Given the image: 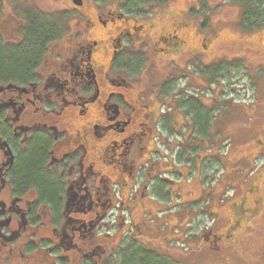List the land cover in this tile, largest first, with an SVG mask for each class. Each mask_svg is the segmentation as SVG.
Wrapping results in <instances>:
<instances>
[{
	"label": "flooded vegetation",
	"instance_id": "1",
	"mask_svg": "<svg viewBox=\"0 0 264 264\" xmlns=\"http://www.w3.org/2000/svg\"><path fill=\"white\" fill-rule=\"evenodd\" d=\"M49 1L0 0V264H229L264 219V140L226 144L222 184H183L206 141L191 143L187 109L160 101L172 93L182 109L199 97L178 60H221L201 54L194 31L229 24L217 5ZM201 13L209 20L189 22ZM20 54L31 55L22 69ZM247 171L252 182L239 178Z\"/></svg>",
	"mask_w": 264,
	"mask_h": 264
},
{
	"label": "trees",
	"instance_id": "2",
	"mask_svg": "<svg viewBox=\"0 0 264 264\" xmlns=\"http://www.w3.org/2000/svg\"><path fill=\"white\" fill-rule=\"evenodd\" d=\"M145 1H148V0H145ZM153 1L163 3V5L164 3L171 4V0H153ZM227 1H229V4L239 7V13L235 21H230V23L227 24L226 27L222 25L220 29L222 31L223 30L232 31V33L236 36V42L240 45L244 44V46L239 51L237 52L233 51V54H228V55H232L230 56V58L227 57L228 55L221 57V60L217 61V63L213 64V66H207L203 68L198 63H195L193 69H189L188 67L187 68L185 67L180 70L181 71L180 75H182L183 71L186 70V73L194 75L193 77L195 79H197L196 77L198 76L199 80L203 81L201 82L202 85H204L205 83H207V85H211V88L212 89L214 88V90H212L213 92H208L207 95L213 96V93H214L213 97H215L217 93V84H216L217 80L221 79L225 87V85L229 83V82L226 83V81L229 80L231 76L236 75L239 72V69L241 68V66H242V70L245 69L244 75L249 76L252 79V83H254L255 86L260 85L258 83L261 78V76H259V74L261 75L259 69L263 67L262 64H259L258 71H256L255 74L253 71L251 73L252 69L250 68L251 65L249 64V62L250 63L255 62L257 59H252L250 57V48L252 49L253 52L256 50H260V48H257L256 46H253V45H251L252 47H250L249 42L252 41L255 43H259V44L264 42V0H224L222 5L223 6L226 5ZM169 10H171L169 6H166V7L164 6L163 15H164V11L165 13H167ZM174 10L175 9H173L172 15L175 14ZM201 14H202L201 17H197V16L195 17L191 15V17H189V22H194L195 25H201L200 23L201 21L209 20V18H207L205 14L203 13ZM184 19L185 17H181L180 21H183ZM206 25H204L201 28L202 31L198 28V26H196L194 30L195 33L197 34V40H200V38L202 40V38H204L203 42L208 46V50H205L202 43H197L198 49H200L201 54H208L212 57H215L217 56L216 55L217 53L213 50V44H214L213 42L216 40V38H218V35L220 33L215 32L212 29L211 31H208L209 27ZM34 26L37 29L38 24L34 23ZM204 27H206L207 29ZM40 33H41V30L38 29V31L33 32L32 34L33 40L36 41L35 42L36 44L34 43L32 45V67L34 63L37 61L39 52L42 48V43L45 39V38L42 39V35H44L45 33L42 32V35ZM229 41L232 42L231 40ZM173 43L174 45L172 47H168L172 55H176L175 53L177 54L181 53L182 50H181L180 41L176 40ZM162 47L166 48L163 45ZM30 59H31L30 54L29 55L20 54L18 56H15V58H13L11 63L14 62L13 65L15 66V68L22 69L28 66ZM216 96L218 98L217 100L215 98L213 102L212 100L204 102L205 100L202 101L203 98L199 94V97L197 98L195 97V102L192 101V103L190 104L186 103L184 105H187V106H184V107L181 104L182 109H179V107L176 105L177 103L174 100V96L172 93L171 94L168 93L167 95L164 96V99L163 97L160 99L161 103L163 104L167 103L168 105H172L174 108L176 107L178 109V112H185V110L187 109V111L185 112V115L187 114L189 115L190 113L195 118V121H197L196 123L197 133H195L193 129H191V132H189L191 143H194L195 142L194 139H198V138L203 139L202 141H206L205 143L206 145L201 146V148H205V150L199 151L198 149L197 153H195L196 156L194 158H191V160L187 159L184 165L182 166L183 170H185V173L184 175L181 176L180 182L182 181L183 184L185 182H191L192 184H197V185H207V184L213 185L214 182L213 181L211 182V179H212L211 175H212L213 169H211L210 172H205L203 170V167L206 165V162L208 163V159H209L213 161L214 163L219 164V166L217 167L219 168L222 163L221 157L222 158L225 157L222 155L228 149V148H225L227 141H225L224 146H221L222 140L224 139L222 137L220 138L221 134H219L218 132L217 134L215 133L216 135L215 134L213 135L210 132L212 128L214 130L217 129V131H220L223 128V124L224 125L226 124L228 115L234 114L235 112H238V111L236 110L237 107L233 105L231 100H223V99H228V98H225L226 96H224L223 94L221 95L217 94ZM200 106L202 107L204 106V109H205L204 111L209 112V115L207 116L208 120H207V117L204 116L203 114L204 111L203 109L200 108ZM256 107L257 106H252V108H246L245 106H243V109L246 110V116H245L246 119H247V114H248L247 121H249L248 122L249 125L255 122V120L257 122V115H256L257 109L256 111L254 109ZM254 111L255 113H253ZM215 123L216 125L214 126ZM258 129H262V132L264 134L263 127H260ZM209 133L211 136H209ZM258 138L264 140V137L262 135H258ZM218 140H221V141H218ZM216 144H217V147L214 149V146ZM200 153L202 154L205 153L206 159H204V157H201ZM169 157L170 159L167 157L168 161L172 162L173 161L172 157L171 156ZM259 172H264V170L260 169ZM249 173L250 171L242 172L239 178L252 182L254 179L253 177L252 178L248 177ZM215 174H214V179H217L218 176L215 177ZM207 190L212 192L215 189L208 188ZM186 194L187 193H184V195ZM254 212L255 211L253 210L251 217L254 216ZM245 218L243 219V221L244 223H247ZM259 221L261 223H264V219H259L258 222ZM184 232L185 231H183V233Z\"/></svg>",
	"mask_w": 264,
	"mask_h": 264
},
{
	"label": "rangeland",
	"instance_id": "3",
	"mask_svg": "<svg viewBox=\"0 0 264 264\" xmlns=\"http://www.w3.org/2000/svg\"><path fill=\"white\" fill-rule=\"evenodd\" d=\"M58 1L59 0H50L49 3L55 2L56 4ZM223 1L224 0H212L213 5H217V7L213 11L214 18H220L224 23L235 21L238 17L239 7L223 6ZM38 3L41 6V0H38ZM43 4L45 5V8H47V6L49 7V4L46 5L45 2ZM99 33L103 34L101 30H99ZM219 33L220 34L218 35V38H216V40L213 42V50L217 53V56L223 57L228 54H233V51L237 52L244 46V44L240 45L236 42V36L232 33V31L223 30L219 31ZM229 40H231L232 42H230ZM251 45L260 48V50H256L254 52L250 48V57L257 60L252 63L249 62V64L251 65L250 68L252 69L251 73L253 71L254 74L256 71H258V65H263V67L259 69L261 73V75L259 74V76H261V78L258 83L260 85L255 86V84L252 83V79L249 76L244 75L245 69L242 70V66L236 75L231 76L229 80L226 81V83H229L226 84L225 87L221 79H218L216 82V95L223 94L224 96H226L225 98L228 99L223 100H231L233 105L237 107L236 110L238 111L234 114L228 115L227 122L225 125L223 124V128L220 131H217V129L214 130L212 128L213 133L215 132L217 134L219 132V134H221L220 138H224L222 140L221 146H224L225 141H227V143L230 144V150L233 148V146L234 149H237V147L239 148L246 143L252 142L255 138L258 137V135H262L264 137L262 129H258L260 127L264 128V42L259 44L250 41L249 46L252 47ZM230 56L232 55H228L227 57L230 58ZM200 61H202L200 58L199 60H196L198 64L200 63ZM178 62L180 63L182 68L185 66V63L183 64L182 60H178ZM194 65V63H190L188 68L193 69ZM182 68H178V72H181L180 70ZM193 78L194 77L192 76L191 82L196 86V89H199L198 91H200V95L202 96L203 100H212L213 102L215 98L216 100L218 99L216 95L215 97H213L214 93L213 96L207 95L208 92H213L212 90H214V88H211V85H207V87L209 88L205 89L200 86L199 83L203 81H200L198 76L195 80H193ZM243 106H245L246 108L257 106L256 108H254L255 111L257 109V122L255 120V122L251 123V125L248 124V114L246 119V110L243 109ZM255 111L253 113H255ZM215 125L216 123L214 124V126ZM225 146V148H228V145ZM216 147L217 144L214 146V149ZM230 150L228 159H233L235 156V152L233 154V152H231ZM218 166L219 164H216L208 159V163L206 162V165L203 167V170L205 172H210L211 169H213L211 175V182H214L213 185H215L216 183L220 184L222 182V178L220 177L222 176V174L220 173V167L217 168ZM214 174L215 177L218 176L217 179H214ZM229 178L233 180L234 176L230 175ZM226 258L228 259L229 264H264V223H261L259 221L257 227L252 230L250 237L245 241L241 248L238 249V252L236 254H228Z\"/></svg>",
	"mask_w": 264,
	"mask_h": 264
}]
</instances>
